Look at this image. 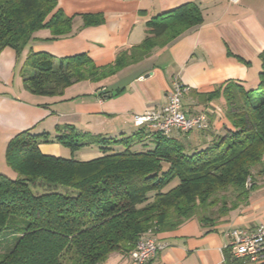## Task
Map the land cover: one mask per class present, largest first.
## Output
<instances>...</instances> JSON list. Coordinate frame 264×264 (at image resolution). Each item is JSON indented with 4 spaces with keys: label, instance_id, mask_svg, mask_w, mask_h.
Returning <instances> with one entry per match:
<instances>
[{
    "label": "trees",
    "instance_id": "16d2710c",
    "mask_svg": "<svg viewBox=\"0 0 264 264\" xmlns=\"http://www.w3.org/2000/svg\"><path fill=\"white\" fill-rule=\"evenodd\" d=\"M72 22L58 0H0V54L7 48L22 53L41 30H49L51 40L67 36ZM202 23L196 4L156 16L146 24L144 42L104 68L87 55L57 66L53 56L31 52L24 88L61 97L74 84L144 60ZM259 59L256 83L228 81L210 97L224 99L231 128L193 131L209 139L204 145L193 147L183 137L193 132L165 136L146 126L114 138L70 124L56 127L55 135H17L6 152L17 178L0 173V264H102L115 253L131 255L157 233L194 219L214 228L247 206L256 177L264 174V52ZM50 144L72 154L98 147L101 156L80 161L43 154L40 146ZM226 260L247 264L230 250Z\"/></svg>",
    "mask_w": 264,
    "mask_h": 264
},
{
    "label": "crops",
    "instance_id": "0c3cea01",
    "mask_svg": "<svg viewBox=\"0 0 264 264\" xmlns=\"http://www.w3.org/2000/svg\"><path fill=\"white\" fill-rule=\"evenodd\" d=\"M188 4H196L202 11L199 27L144 60L97 80V88L69 95L83 81L67 88L61 97L36 96L25 90L23 75L31 52L53 56L57 66L61 59L87 55L97 68H104L113 65L121 52L144 42L148 21ZM58 9L73 20L69 35L51 40V32L41 30L22 53L7 48L0 54V173L13 179L17 175L7 165L6 152L20 133L55 135L56 127L70 124L95 135H132L138 129L133 117L160 112L176 81L188 88L184 111L189 115L208 111L212 131L221 133L225 127L231 128L225 101L210 97L228 81L256 83L261 70L264 0L238 4L229 0H58ZM86 16L97 22L87 21ZM173 136L180 135L175 132ZM183 137L193 147L209 141L197 132ZM40 149L56 157L68 158L70 153L58 144L41 145ZM77 153L80 161L101 156L98 147ZM255 186L248 205L232 211L214 228H204L194 219L174 231L155 234L168 247L148 264H227L233 231L255 230L264 224V174L256 177ZM102 264L132 263L130 255L115 253Z\"/></svg>",
    "mask_w": 264,
    "mask_h": 264
},
{
    "label": "built area",
    "instance_id": "2783aa9c",
    "mask_svg": "<svg viewBox=\"0 0 264 264\" xmlns=\"http://www.w3.org/2000/svg\"><path fill=\"white\" fill-rule=\"evenodd\" d=\"M241 0H229L238 4ZM188 88L176 81L170 92L167 104L160 112L149 111L133 117L135 127L146 126L151 130L170 136L175 132L189 133L207 131L211 128L210 113L202 112L189 115L184 111L183 98ZM168 245L154 238H146L139 242L135 251L130 255L132 264H148L157 258ZM229 250L233 257L245 259L257 264L264 262V224L255 230L236 229L230 237Z\"/></svg>",
    "mask_w": 264,
    "mask_h": 264
},
{
    "label": "rangeland",
    "instance_id": "374dc122",
    "mask_svg": "<svg viewBox=\"0 0 264 264\" xmlns=\"http://www.w3.org/2000/svg\"><path fill=\"white\" fill-rule=\"evenodd\" d=\"M87 82V81H86ZM83 83L82 86L78 87L76 90L74 91H69V95L70 94H79V93H82V92H88L89 89L92 90L91 86L94 87V88H97V81H91V82H87V83ZM89 84V85H88ZM65 104H63L64 106ZM68 158H74V159H79L80 155L79 153H75V154H72L71 152L68 154L67 156Z\"/></svg>",
    "mask_w": 264,
    "mask_h": 264
}]
</instances>
